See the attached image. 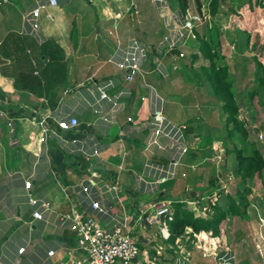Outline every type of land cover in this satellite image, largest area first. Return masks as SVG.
Masks as SVG:
<instances>
[{"label":"crops","instance_id":"obj_1","mask_svg":"<svg viewBox=\"0 0 264 264\" xmlns=\"http://www.w3.org/2000/svg\"><path fill=\"white\" fill-rule=\"evenodd\" d=\"M169 2L179 5L177 0ZM38 4L44 6L38 18L42 43L23 21V15ZM188 11L197 13L194 6ZM204 13L208 19L196 26L199 33L206 23L212 28L210 18L214 22L219 16ZM165 24L154 0H58L56 6L47 0H0V264H74L81 254L75 250L71 220L63 217L72 210L90 214L89 201L80 189L92 173L96 199L111 214L97 215L105 228L112 227V216L130 223L139 211L165 201L172 208L181 205L194 216L202 208L187 203L221 187L219 175L208 172L213 153L219 160L222 157L221 105L216 100L211 104V123L200 106L211 102L199 85L201 68L207 64L199 54L198 39L190 40L195 44L188 51L182 47L159 61L160 54L151 47L160 46L167 34ZM132 40L148 53L135 80L127 82L116 67L115 52ZM180 52L183 57L178 56ZM102 93L107 97L102 98ZM155 110H161L168 124L157 137L158 145L148 146L154 138L151 115ZM70 118L78 121L76 127L57 129L56 120ZM42 122L56 133L49 134L44 144L40 143ZM179 135L188 147L180 158L169 140ZM172 159H178L174 177L157 184L160 173L154 168L167 167ZM26 181L31 182L35 206L28 202ZM114 184L116 191L105 187ZM225 187L224 196L229 186L225 183ZM252 204L262 218L264 205L258 196ZM35 211L43 213L42 220L33 218ZM212 214L203 213L200 219ZM227 223H231L228 218L219 225L217 235L199 231L211 233V242L219 243L217 259H206L218 264L232 257L233 264H256L241 248L248 241L250 222L235 230L234 238L228 234ZM257 225L264 236V224L262 230L259 221ZM150 228L141 227L140 250L160 244L166 249L162 255L171 260V248L177 250L180 237L168 244V228L167 240L154 235L149 241L144 230ZM252 238L255 247L260 244L258 234ZM20 249H24L21 255ZM201 255L206 256L202 251Z\"/></svg>","mask_w":264,"mask_h":264},{"label":"built area","instance_id":"obj_2","mask_svg":"<svg viewBox=\"0 0 264 264\" xmlns=\"http://www.w3.org/2000/svg\"><path fill=\"white\" fill-rule=\"evenodd\" d=\"M5 1V0H4ZM47 3L51 6H56L58 0H47ZM157 5L161 17L166 22L167 34L163 41L159 44V47L153 48L152 52L161 54H170L173 52H179L182 47L185 46L187 41L195 40V28L198 24L207 21L208 16L201 11V14L195 15L186 10L184 13L180 10L171 11L169 3L166 0H154ZM44 6L38 4L33 9L27 11L23 15V21L29 25L31 34L37 39L39 43L43 42L38 18L40 15V9ZM147 49L139 44L137 41L132 40L127 47H118L115 56L119 57L116 62L118 70L124 72V77L127 82L135 80L140 73L143 62L147 59ZM179 57H183V53L180 52ZM102 98H106V94H101ZM113 106H117L114 102ZM153 139L148 143V146L158 145L157 137L163 134L165 126L168 124L165 117L162 115L161 110H155L152 115ZM131 119L128 118V121ZM56 127L60 131H69L78 125V121L75 118H70L67 121L56 120ZM42 127L40 143L44 144L49 134L56 133L52 130V127H44L43 122L40 123ZM258 139L262 140L263 135L260 133ZM171 141L170 148H174L178 153V158L188 151V147L185 146L183 136L179 135L169 137ZM178 165V159H172L167 167H155L154 170L160 173L159 178L156 180L157 184H163L168 179L173 178L175 175V167ZM194 169V167H191ZM96 176L92 173L89 178L81 185L80 193L83 194L84 199L89 201L90 214L82 215L76 210H72L71 213L63 217L64 220H71L70 230L76 235V247L75 250L80 252L81 257L74 262V264H191V256L188 251V246L195 247L196 249L204 253L205 258L218 257V245L219 243L211 242V233L209 232H193L189 227L185 229L182 237L176 240L177 250L171 251L173 256H169L171 260L166 259L167 256H163L162 253L165 249L160 244L150 246L147 250H140L139 239L134 236V231L137 228H141L143 225L147 227H156L159 236L162 240H167L169 237L168 228L169 223L173 221L174 210L172 203L169 201L152 203L146 210L139 211L133 218L127 223L125 219L123 222L117 220L114 216L111 217L114 222L112 227H102L97 219V215L111 216L107 210H105L99 201L96 199ZM219 183L221 180H218ZM216 191L206 197H200L198 200L188 202L189 205H199L202 208V212L194 214V218H202V214L205 216L212 214L213 208L217 206L220 199L226 193V187L224 181L220 183ZM109 190L116 191L118 187L116 184L106 185ZM154 187V186H153ZM24 188L27 191V198L29 204L35 206L37 201L32 197L29 192L31 188V182L26 181ZM153 190V188H151ZM150 189V190H151ZM185 202V201H184ZM183 203V202H179ZM186 203V202H185ZM42 208H47V204H42ZM253 209L258 212V207L252 204ZM33 218L35 220H42L43 213L35 211L33 212ZM260 227L264 224V219L258 216ZM202 234L206 235L205 238H201ZM259 243L257 244L258 253L264 255V236L259 234ZM225 252H230L225 249ZM24 249L18 250V254H23ZM70 254L71 251L69 250ZM54 252H49L48 256H53ZM214 255V256H213ZM232 257L229 260H221L218 264H233Z\"/></svg>","mask_w":264,"mask_h":264},{"label":"rangeland","instance_id":"obj_3","mask_svg":"<svg viewBox=\"0 0 264 264\" xmlns=\"http://www.w3.org/2000/svg\"><path fill=\"white\" fill-rule=\"evenodd\" d=\"M167 1L171 11L174 12L179 10V6L171 4L169 2L170 0ZM210 1L211 0H201L204 6V9L201 10L203 13L209 12L208 6ZM222 1V7L219 8L217 12V14H219V16H217L218 18L214 22L210 18V21L212 25L214 24L215 29H220L219 44L215 49L216 54L219 56L216 61V66L226 65L228 67L226 82L231 84V88L229 89L230 92L228 91L226 93L222 90L221 94L225 101H229L230 104L234 103L236 110L232 108L228 111L223 109V103L219 101V98L214 96L210 83L202 73V79H200L199 85L204 88V94L210 96L211 102L205 105L201 104L200 106L202 107L203 113L206 115L207 122L211 123V104L214 105V100L220 103V111L224 119V122L220 123V125L224 126L222 133H220V138L222 139L221 143H223L227 149L233 150V148H236L242 152L243 156L251 155L254 150H258L264 158V91L258 86V80L262 76L261 68H264V2L262 7L261 0ZM202 29H204V26L201 27V30ZM193 43L195 44L194 41H187L183 47L184 50L188 51L191 49V44ZM166 57H171V53L168 56L160 55L157 59L162 61ZM203 62L207 64L204 60ZM258 64H260L261 68ZM196 84H198V82H196ZM203 102H205V98H203ZM230 114H233L236 118V129H234V125L232 124L226 125L225 120ZM207 132L210 133V130L208 129ZM229 133L233 135L229 136ZM260 133L263 135L262 140L258 139ZM223 145L221 149V159L215 158V153H213L212 160H208V162H211V168H208V172L210 175H219L221 182L224 181V184L226 183V185L229 186L226 196H228V198H234L240 188H242L241 178L238 176L237 162L234 153L229 154L230 151L226 153V148H224ZM213 151L216 152L217 149ZM214 158L215 160H213ZM220 183H218V185ZM251 186V196H258L259 202L264 205V170L262 172V177H255L251 182ZM227 199L221 202L220 207L222 208L220 209H227ZM244 203L241 201V204ZM246 206L245 214L240 217L227 215V218L231 220V223H227L226 225L227 231L228 234L234 238L236 234L235 230L247 227L250 222V229L248 228L249 230L247 233L248 241L243 243L241 248H243L244 254L255 261L256 264H264V255L263 257L259 256L256 249L257 247H255V243L252 240V234L256 236L258 234L259 236L257 225L258 214L252 206H249V202ZM174 207L175 205L173 204V208ZM241 207L244 206L242 205ZM248 209H250L249 212H247ZM262 218H264V216H262ZM137 230L139 231H134V236L139 239L142 233L140 231L141 228H137ZM259 230H262V227L259 228ZM144 232L145 234L148 233L149 241L153 239L154 235L159 239V233L156 227L144 230ZM231 240L233 241V239ZM163 244L166 245L167 242H163ZM168 244H172V242L169 241ZM188 250L191 252V260L197 258L196 260L198 263L196 262V264H212L211 261L201 255L200 250L192 246H189ZM250 253L251 255H249Z\"/></svg>","mask_w":264,"mask_h":264},{"label":"trees","instance_id":"obj_4","mask_svg":"<svg viewBox=\"0 0 264 264\" xmlns=\"http://www.w3.org/2000/svg\"><path fill=\"white\" fill-rule=\"evenodd\" d=\"M179 3V10L181 12H185L190 7L194 6L195 12L201 14L202 3L201 0H177ZM253 1V0H252ZM189 4H188V3ZM264 0H261V5L263 7ZM223 1L222 0H211L209 3V12L211 16H215L218 12V9L221 7ZM194 13L195 15H198ZM193 14V13H192ZM206 28V30H205ZM196 38L198 39L199 44V54L203 60L207 62L206 66H202L201 71L207 81L210 83L214 96L219 98V101L223 103L224 110H230V108L236 110V107L233 104H230L229 101H225L222 96V90L224 92H230L231 84L226 82L227 79V70L228 67L226 65L216 66V61L219 58L218 54H216V46L219 44L220 32L218 29L213 27L209 28L208 23L205 24L203 33H199L197 29L194 30ZM206 31V32H205ZM264 51V46H263ZM218 53V52H217ZM258 66L261 68L260 64ZM262 76L258 80V86L264 91V68L262 67ZM226 125L232 124L234 125V129H236L235 125L237 123L235 116L230 114L226 118ZM232 133H229V136H232ZM230 151V153L228 152ZM226 153H234L235 159L237 162V172L238 176L241 178V186L240 190L237 192L236 197L224 196L225 200L227 199V209H220L221 203L213 208V214L208 219H199L194 218L192 214L183 210L181 205L178 207L175 206L174 210V218L171 223H169V231H170V241L173 243L176 238L183 236L185 229L187 227L191 228L193 232L199 231H212L213 235H217L219 232V225L227 218V215L232 217L245 214L246 205L251 201V182L255 177H262V172L264 170V158L260 154L258 150H254L251 155L243 156L240 150L233 148V150L226 149ZM248 183V184H247ZM251 196V197H250ZM249 197V198H248ZM241 201L244 204H241ZM239 202V204H238ZM243 205L244 207H241Z\"/></svg>","mask_w":264,"mask_h":264},{"label":"bare ground","instance_id":"obj_5","mask_svg":"<svg viewBox=\"0 0 264 264\" xmlns=\"http://www.w3.org/2000/svg\"><path fill=\"white\" fill-rule=\"evenodd\" d=\"M201 238H205L206 239V235L202 234ZM215 240V239H214ZM216 242V241H215Z\"/></svg>","mask_w":264,"mask_h":264}]
</instances>
